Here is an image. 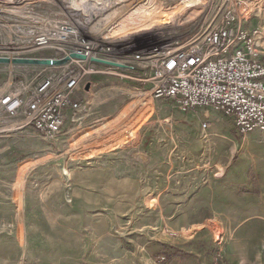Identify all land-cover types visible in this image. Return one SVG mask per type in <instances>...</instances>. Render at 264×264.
<instances>
[{
	"label": "rangeland",
	"instance_id": "1",
	"mask_svg": "<svg viewBox=\"0 0 264 264\" xmlns=\"http://www.w3.org/2000/svg\"><path fill=\"white\" fill-rule=\"evenodd\" d=\"M84 1L0 0V58L55 55L23 49L38 19L59 7L86 20L90 38L128 46L127 59L137 49L173 52L201 40L223 15L246 8L243 26L260 31L264 58V0L159 1L138 14L148 30L130 33L138 29L130 22L138 0ZM166 11H176L174 19L154 28ZM43 68L0 64V98L59 71ZM90 82L74 98L91 103L93 95L94 105L53 139L4 121L0 264H264V134L238 135L214 112L206 119L200 109L182 113L139 83L130 82L135 93L114 98L105 80ZM161 246L178 253L164 261Z\"/></svg>",
	"mask_w": 264,
	"mask_h": 264
},
{
	"label": "built area",
	"instance_id": "2",
	"mask_svg": "<svg viewBox=\"0 0 264 264\" xmlns=\"http://www.w3.org/2000/svg\"><path fill=\"white\" fill-rule=\"evenodd\" d=\"M58 9L60 13L38 19L39 25L26 34L23 50H51L53 59L74 53L86 60L50 67L59 71L41 78L33 89L1 97L0 134L8 131L4 121L11 120V129H32L47 139L59 136L67 121L76 122V116L90 111L88 102L74 96L85 78L99 76L149 84L152 99L169 100L182 113L200 109L204 114H219L238 135L264 134V58L260 31L243 26L250 14L246 8L223 15L217 25L204 31L201 40L192 39L173 52L167 47L137 49L129 59L124 57L128 46L116 49L114 42H106L100 35L90 38L82 32L89 25L86 20H74L64 14V8ZM91 59L124 68L92 63ZM207 128V123L201 124L202 139Z\"/></svg>",
	"mask_w": 264,
	"mask_h": 264
},
{
	"label": "bare ground",
	"instance_id": "3",
	"mask_svg": "<svg viewBox=\"0 0 264 264\" xmlns=\"http://www.w3.org/2000/svg\"><path fill=\"white\" fill-rule=\"evenodd\" d=\"M75 1H80V2H82V0H75ZM87 1H90V0H86V1H84L83 3H81L80 5H86L87 4ZM143 1H145V3H143ZM151 1V2H150ZM159 1H167L168 2V0H138L137 1V4L133 7V10L134 11H132V12H130V14H132L133 13V15L135 14L136 15V17L134 16V18H131L130 19V22L131 23H133V22H136L137 21V27H138V29L137 28H132V29H130L129 30V33L131 32V31H135V32H140L141 30H148V28H145L144 26H143V24L142 23H140L137 19H139V17H138V14L139 13H141V12H145V11H147V10H149V8H150V10H155L156 9V5H157V3H159ZM169 1H176V0H169ZM188 1H190V0H186V2H185V4L183 5L184 7H188V6H190V4L191 3H188ZM166 2V3H167ZM161 3V2H160ZM170 3H172V2H170ZM176 3V2H175ZM174 3V4H175ZM179 3V2H178ZM200 3V2H199ZM88 5V4H87ZM163 5V4H162ZM169 5V4H168ZM167 5V6H168ZM171 5V4H170ZM79 6V5H78ZM89 6V5H88ZM87 6V7H88ZM129 8V7H128ZM158 8V7H157ZM174 8V7H173ZM175 9V8H174ZM173 9V10H174ZM193 9V8H192ZM131 10H132V8H131ZM186 10V9H185ZM168 11V10H167ZM167 11H166V13H162V14H160V16L159 15H157L158 17H156V19H154L153 21H151L152 22V24H153V26H154V28L155 27H158V26H161L162 24H165V23H168V22H170V21H172V19H174V17H175V14H176V11H170V12H168L167 13ZM101 14V13H100ZM104 14V13H103ZM130 14L128 15H126V19H128V18H130L131 16H130ZM143 15V14H142ZM128 16V17H127ZM153 18V17H152ZM148 19V18H147ZM117 20V19H116ZM150 20V19H149ZM117 23V22H116ZM112 25H114V24H112ZM115 33V32H114ZM116 34V33H115ZM122 35V36H121ZM121 35H119V36H116V35H114V37L116 38H120V37H123V36H126L127 35V33L125 32V33H122ZM113 37V38H114ZM144 96V95H143ZM146 103V102H145ZM144 103V104H145ZM136 105V104H135ZM146 105V104H145ZM131 108V107H130ZM127 110H129V109H127ZM126 112V111H125Z\"/></svg>",
	"mask_w": 264,
	"mask_h": 264
},
{
	"label": "water",
	"instance_id": "4",
	"mask_svg": "<svg viewBox=\"0 0 264 264\" xmlns=\"http://www.w3.org/2000/svg\"><path fill=\"white\" fill-rule=\"evenodd\" d=\"M71 60H79V61H85V57L78 54H69L68 56H65L61 59H53V58H46V59H40V58H0V64L3 65H17V66H31V67H62L66 64H68ZM92 63H99L107 66H113L117 68H124L123 65L112 63V62H102L98 60L91 59ZM88 89V86H86V90Z\"/></svg>",
	"mask_w": 264,
	"mask_h": 264
},
{
	"label": "crops",
	"instance_id": "5",
	"mask_svg": "<svg viewBox=\"0 0 264 264\" xmlns=\"http://www.w3.org/2000/svg\"><path fill=\"white\" fill-rule=\"evenodd\" d=\"M48 58H55V55H51ZM43 69L44 70H49V71L51 70V69H48L46 67H44ZM88 79L91 81L90 82L91 86L94 85L95 83H98L100 80H105L104 85H106V87L104 89L107 90V91L112 90L114 92V94H111V96L114 97V98H117V97H119L121 95H128L130 93H135V91H138V87L135 84L127 82V81L122 82L121 80H118L116 78L99 76V77H92V78H88ZM138 86H141L142 90L144 89L147 93H149V88H150L149 84H140ZM91 97H92L91 98V103H93V105H94V96L91 95ZM80 98H82V97H80ZM88 102H89V104H91L90 101H88ZM192 113L197 115V111L196 112H192ZM209 114H210V112L208 114H204V112L201 111V116L204 119H206L205 118L206 116L208 118ZM67 122H66V124H67Z\"/></svg>",
	"mask_w": 264,
	"mask_h": 264
},
{
	"label": "trees",
	"instance_id": "6",
	"mask_svg": "<svg viewBox=\"0 0 264 264\" xmlns=\"http://www.w3.org/2000/svg\"><path fill=\"white\" fill-rule=\"evenodd\" d=\"M162 247V246H161ZM172 248H165L162 247L161 251L159 252L160 254H162L164 256V261H169L172 257H175L177 255V251L175 252H170ZM170 250V251H169ZM159 253H157V256L159 255ZM156 257V256H155Z\"/></svg>",
	"mask_w": 264,
	"mask_h": 264
}]
</instances>
